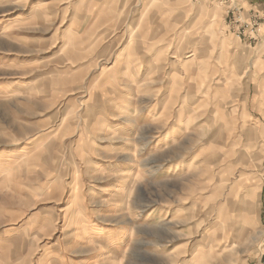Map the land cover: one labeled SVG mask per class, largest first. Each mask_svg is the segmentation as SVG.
Returning a JSON list of instances; mask_svg holds the SVG:
<instances>
[{
    "label": "rangeland",
    "instance_id": "374dc122",
    "mask_svg": "<svg viewBox=\"0 0 264 264\" xmlns=\"http://www.w3.org/2000/svg\"><path fill=\"white\" fill-rule=\"evenodd\" d=\"M244 5L0 0V264L264 262V13Z\"/></svg>",
    "mask_w": 264,
    "mask_h": 264
},
{
    "label": "bare ground",
    "instance_id": "6f19581e",
    "mask_svg": "<svg viewBox=\"0 0 264 264\" xmlns=\"http://www.w3.org/2000/svg\"><path fill=\"white\" fill-rule=\"evenodd\" d=\"M82 41V40H81ZM136 57V56H135ZM130 61V60H129ZM130 64V63H129ZM131 68V67H130ZM129 68V66H125V70H123V72H121V74H119L115 80L116 82H113V84H108L109 88L111 87L112 88V85H119V84H124L128 81V79L132 76V74H135L134 71H132L131 69ZM131 71V72H130ZM108 75H106L104 77V80L108 79L109 77H107ZM103 80V85H106L107 83H109L108 81H104ZM177 79H175L173 77V82H171V85L169 86L170 87V90H174L176 89V83L175 81ZM111 82V81H110ZM179 84V83H178ZM174 93V91H173ZM164 101L162 102L163 104V108H162V112H165L167 111L169 108H171V104L173 103V99H172V96H166L163 98ZM161 104V103H160ZM161 104V105H162ZM184 105V104H183ZM102 125H103V128H104V131L106 134L108 135H113L114 132L118 131V130H121L123 128V125L121 123H114V122H107L105 119L102 120ZM116 139V138H115ZM108 144V143H107ZM116 144H117V140H113L111 142V144L107 145L104 147V150H103V154H109L111 153L112 151H114L116 149ZM23 151H26L25 149H23ZM129 154H131V152H129ZM91 163V169L94 170L96 168V163L93 161V162H90ZM130 169V168H129ZM127 170L126 172V177L127 179H130L132 178L136 172H137V167L136 165L134 164L131 168V170ZM95 171V170H94ZM244 198L243 197H240L237 199V201H243ZM249 224L248 220L245 219V218H242L239 223L237 224V226L233 229V231H240L241 229L247 227ZM24 233V232H23ZM218 233V226L217 225H214L210 228H208L205 233H204V236H203V240L207 241V243L209 242L210 243V250L212 252H217V251H220L221 249H225L227 246H229V241L232 237H228V234L227 236L222 240L223 242L221 243H218V244H215V248H213L214 246L212 245V241L214 239V237L217 235ZM225 233V232H224ZM197 254V253H196ZM202 256V255H201ZM192 264H197V262H195V260L192 262ZM200 264V263H198ZM203 264V263H201Z\"/></svg>",
    "mask_w": 264,
    "mask_h": 264
},
{
    "label": "crops",
    "instance_id": "0c3cea01",
    "mask_svg": "<svg viewBox=\"0 0 264 264\" xmlns=\"http://www.w3.org/2000/svg\"><path fill=\"white\" fill-rule=\"evenodd\" d=\"M244 5L243 13L247 17L255 16V13L263 14L264 13V0H240ZM263 254L261 253L254 261L253 264H264Z\"/></svg>",
    "mask_w": 264,
    "mask_h": 264
},
{
    "label": "built area",
    "instance_id": "2783aa9c",
    "mask_svg": "<svg viewBox=\"0 0 264 264\" xmlns=\"http://www.w3.org/2000/svg\"><path fill=\"white\" fill-rule=\"evenodd\" d=\"M215 1H218L221 3L230 2V0H215ZM238 12H239V9L237 7L236 8L234 7V11H232L234 16H236ZM234 25L236 26V30H240L241 28H248L251 31H253V26H254V24H248V23H245L244 21H241L240 17L235 18Z\"/></svg>",
    "mask_w": 264,
    "mask_h": 264
}]
</instances>
